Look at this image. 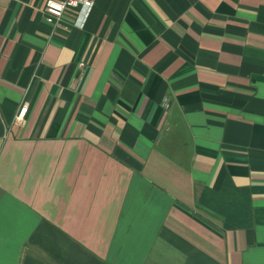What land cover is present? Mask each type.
<instances>
[{
	"label": "crops",
	"instance_id": "crops-1",
	"mask_svg": "<svg viewBox=\"0 0 264 264\" xmlns=\"http://www.w3.org/2000/svg\"><path fill=\"white\" fill-rule=\"evenodd\" d=\"M0 0V264H264V0Z\"/></svg>",
	"mask_w": 264,
	"mask_h": 264
},
{
	"label": "built area",
	"instance_id": "built-area-1",
	"mask_svg": "<svg viewBox=\"0 0 264 264\" xmlns=\"http://www.w3.org/2000/svg\"><path fill=\"white\" fill-rule=\"evenodd\" d=\"M55 2V4L47 3L45 5L46 21L56 25L61 21L66 11L76 10L73 23L80 27L85 22L94 3L93 0H55Z\"/></svg>",
	"mask_w": 264,
	"mask_h": 264
}]
</instances>
